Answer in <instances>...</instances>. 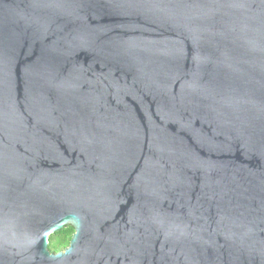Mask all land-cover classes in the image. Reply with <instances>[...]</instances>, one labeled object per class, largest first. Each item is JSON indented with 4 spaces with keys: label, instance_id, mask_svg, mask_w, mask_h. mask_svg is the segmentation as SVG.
Segmentation results:
<instances>
[{
    "label": "water",
    "instance_id": "obj_1",
    "mask_svg": "<svg viewBox=\"0 0 264 264\" xmlns=\"http://www.w3.org/2000/svg\"><path fill=\"white\" fill-rule=\"evenodd\" d=\"M0 264H264V0H0Z\"/></svg>",
    "mask_w": 264,
    "mask_h": 264
},
{
    "label": "trees",
    "instance_id": "obj_2",
    "mask_svg": "<svg viewBox=\"0 0 264 264\" xmlns=\"http://www.w3.org/2000/svg\"><path fill=\"white\" fill-rule=\"evenodd\" d=\"M72 233L73 227L71 225H66L59 231L50 234L48 237V250L52 253H55L62 250L63 247L65 248L69 243ZM53 237H55L56 243L52 245L51 241Z\"/></svg>",
    "mask_w": 264,
    "mask_h": 264
},
{
    "label": "rangeland",
    "instance_id": "obj_3",
    "mask_svg": "<svg viewBox=\"0 0 264 264\" xmlns=\"http://www.w3.org/2000/svg\"><path fill=\"white\" fill-rule=\"evenodd\" d=\"M56 243V240H55V237H53L52 241H51V244H55ZM64 249V247L62 248V250ZM61 251V250H60Z\"/></svg>",
    "mask_w": 264,
    "mask_h": 264
}]
</instances>
